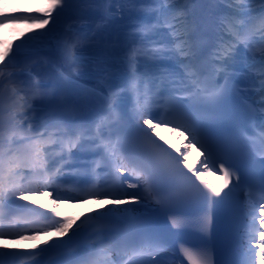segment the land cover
<instances>
[{"label": "snow or ice", "instance_id": "6c2138e0", "mask_svg": "<svg viewBox=\"0 0 264 264\" xmlns=\"http://www.w3.org/2000/svg\"><path fill=\"white\" fill-rule=\"evenodd\" d=\"M104 4L108 7H101ZM117 4L119 13L112 7ZM221 5L229 11H221ZM145 14H152L154 22H140ZM64 18L73 23L61 32L59 26ZM130 21L134 22L131 31H126ZM257 21L261 36L254 42ZM19 22L15 16H2L0 28ZM36 23L41 29L49 24L51 27L29 36L11 53L6 50L0 54V104L6 96L13 98V119L21 129L23 121L28 120V139L33 143L35 156L34 163L21 160L13 153L12 138H8L6 147L0 131V249L9 240L36 241L47 230L67 239L41 252L72 249V259L66 264H95L85 257L106 242L127 255L131 264H159L156 259L146 258L158 248L171 251L175 264L176 254L170 248L174 234L158 218L140 211L149 208V198L154 197L155 211L163 216L170 215L175 207L203 214L199 224L207 237L200 244L204 251L196 255L189 248L181 249L189 264H211L207 249L211 246L214 217L221 211L229 217L234 255L217 264H264V232H259L257 239L255 206L248 213L252 222L245 221L237 195L244 185L233 171L234 162L242 160L246 165L259 164L264 173V119L256 124L257 111L264 115V47L256 49V43L264 41V0H49L43 18ZM86 48L90 55H85ZM46 53L44 64L49 69L70 63L85 72L78 76L61 72L63 83H51L29 64L34 57ZM140 56L146 58L142 74L137 69ZM163 59L175 61L176 67L166 70L170 88L161 103L165 92L160 91L147 71V61ZM238 62L245 64L246 71L240 75L252 81L250 88L233 84ZM125 64L131 73L130 90L135 94L136 107L131 117L123 113L120 101V93L127 89L112 91L110 78L98 77L102 87L97 89H83L80 85L84 74L110 73ZM142 78L141 90L136 85ZM58 87L82 94L85 103L98 109L102 123L95 124L94 134L88 122L65 115V105L57 102ZM249 91L261 94L258 106L247 102ZM36 94L48 100L51 121L59 135L48 132V121H36L38 106L32 103ZM233 95L240 97L246 108L230 103ZM156 105L163 111H153ZM132 119L136 120L134 125ZM161 126H171L181 136L186 135L188 147L182 152L177 149L179 156H173L153 139V133ZM249 126L257 132L250 134ZM209 127L216 129L214 134H209ZM46 140H52L59 148L57 156L49 157L48 153L56 148L48 147ZM194 146L204 157L202 167L194 168L187 162L188 151ZM73 148L77 149L75 153ZM82 153H91L92 157L84 158ZM129 166L138 175L135 182L125 187L127 178L122 169ZM213 172L225 178V188L234 177L238 182L221 196L205 179ZM259 187L264 191V174ZM44 192L53 197V212L62 219L36 213L24 203L32 195ZM90 201L109 202L113 207L106 204L107 211L86 213L74 230L79 217L63 216L57 210L60 204ZM129 204L137 207H126ZM113 219L123 221L126 228L120 231L102 227ZM259 219L264 226V205ZM31 224L40 227L32 229ZM171 224L179 227L176 219ZM7 227L18 230L6 231ZM90 228L97 229L93 234L95 242L84 244L82 241L90 238L86 237ZM242 229L253 231L242 236ZM26 231L36 234L25 235ZM13 255L0 251V264H6Z\"/></svg>", "mask_w": 264, "mask_h": 264}, {"label": "bare ground", "instance_id": "6f19581e", "mask_svg": "<svg viewBox=\"0 0 264 264\" xmlns=\"http://www.w3.org/2000/svg\"><path fill=\"white\" fill-rule=\"evenodd\" d=\"M2 1H8V0H0V9L3 10L1 12L2 16H15V17H24V18H30L32 16H35L38 14L39 5L43 2V0H9V3H4L5 6H3ZM191 7V6H189ZM199 8V6H197ZM115 11L119 13V5L117 4L116 7H114ZM23 13V15H21ZM1 16V15H0ZM121 17L119 14L117 15V19H120ZM140 22L143 23H153L154 22V16L152 14H145L140 17ZM134 22L130 21L128 22V28L126 31H131L132 25ZM70 25V24H69ZM258 29H255V31H258ZM254 31V32H255ZM261 35V34H260ZM256 36H259L256 35ZM121 40L123 39V36L119 37ZM158 38V37H157ZM117 36H113V40H116ZM256 49H258L256 47ZM243 52V49H241ZM138 63H137V69L138 73H143L145 71L143 67V62L146 60L145 57H137ZM149 68L147 71L150 73L152 78L155 80V83L160 86V91L166 92L170 88L169 79L167 76V71L169 69H175V61L163 59V60H148L147 61ZM238 69H235L237 75L234 76L239 82L242 87H251L252 81L244 79L240 73H243L246 71V67L244 63L238 62L237 64ZM65 73V72H64ZM66 74V73H65ZM106 74H112V84L113 88L112 91H117L120 88L127 89V91H124L120 93V101L122 105V111L126 116L131 117L133 109L136 107L135 104V94L130 90V78L131 73L128 69L127 65H119L116 68L112 69L110 73ZM104 78H106L104 76ZM81 86L84 89H97L102 87L99 81H82L80 82ZM137 88L143 89L144 88V80L143 78L139 81H137ZM58 89L63 92L62 96L60 98L63 99L62 103L63 105L67 106L71 110V114L66 115L68 118H79L83 119L84 121L88 122L92 126V132L95 133V124L97 122L102 123V117L98 111V109L95 106L89 105L84 102V99L81 95L70 93L69 91H65L62 88ZM105 94H107L108 90L104 89ZM249 98H252V91H249L246 94ZM47 106V105H45ZM162 107L159 105L154 106L153 111H160ZM263 118L258 119V123H261V120ZM155 122V121H154ZM131 123L134 125L136 123L135 119L131 120ZM103 131V128L101 129ZM153 139L156 140L158 144L163 145L165 148L168 149L169 152L172 153L173 156H179V152H177V149H179L181 152L185 150V148L188 147V140L185 136H181L179 131H173L171 126H161L155 130V133H153ZM164 141H167V144L164 143ZM84 158L90 159L92 157L91 153H82L81 154ZM204 159L203 156H201V152L197 149L196 146L191 147L188 151V164L193 166L194 168L202 167L201 161ZM205 179L209 181L212 186L215 189H219L220 185V177L218 172H213L211 175H205ZM126 187V186H125ZM129 192H136L135 190H130ZM24 203L30 204V208L33 209L36 213L45 214L48 216H53L54 219H58L60 217H56L55 213L53 212V204L51 201L48 200L46 196H41L40 200L37 204H34V207L31 205L33 204V201L28 199ZM149 208L144 209L141 208V212L145 211H151L153 206L155 205V201L153 200V197L149 198ZM107 204L108 207H113L109 202H88L86 204H60L59 208L57 209L59 212L63 214V216H68L69 214H73V216H79V220L83 222L84 215L86 213H92L93 210L96 211H107V207L105 206ZM261 205H264V199L259 201V203H250V209L249 213L253 211V207L255 206V230H256V236L258 239L259 232H264V226H261L260 222V212H261ZM126 207L132 208L137 207L134 204L126 205ZM249 222H252V217L250 216ZM123 221L119 219H113L108 224L103 225L102 227L106 229H113V230H124L123 229ZM252 230L253 229H247ZM97 231L96 228H90L88 229V232L86 233V238L82 241L84 244H92L95 242V238L93 234ZM250 232V231H249ZM246 235V233H242L241 235ZM243 235V236H244ZM65 237L58 236V242L65 240ZM256 241H253V244H255ZM248 247L247 239H245L244 242V249L246 250ZM18 248H23L21 246L14 245L13 243H6L4 246L5 252L13 253L14 250H17ZM98 250L97 252L93 253L89 257H85V259H91L95 262V264H117L119 257L122 255L120 251H117L113 246L108 244L107 242L105 245L97 246ZM72 249H63L61 251H69ZM234 255V252H230L229 259L232 258ZM72 259V254H66L63 256L61 260H55L54 262L50 264H66L67 261H70ZM164 260V259H161ZM160 260V261H161ZM165 261V260H164ZM181 262V261H180ZM180 262L178 264H180ZM43 264H47V261H45ZM177 264V263H175Z\"/></svg>", "mask_w": 264, "mask_h": 264}, {"label": "rangeland", "instance_id": "374dc122", "mask_svg": "<svg viewBox=\"0 0 264 264\" xmlns=\"http://www.w3.org/2000/svg\"><path fill=\"white\" fill-rule=\"evenodd\" d=\"M12 1V0H11ZM9 3L8 1H2V3ZM3 3V6L5 4ZM49 6V0H43V2L39 5L38 14L32 16L30 18L24 17H17L21 22L16 24H6L3 28H0V54L4 53L6 50L11 53L12 49L17 45L23 43L29 36L35 35L39 32L46 31L47 28L51 27V24L46 25L44 29L39 27V24L36 23L39 19L43 18V11L46 10ZM114 5L112 7H116ZM224 12L229 11V9L221 5ZM101 7H108L107 4L102 5ZM1 10V9H0ZM55 9L53 10V15H55ZM0 18H2V14L0 12ZM73 21L69 18H64L59 26V31L64 32L68 29L69 24H72ZM260 28L259 21L256 22L255 29ZM166 32L167 29H164ZM259 36H256L258 35ZM260 31H255L253 34L254 41L259 40L260 38ZM256 47H264V41L257 43ZM90 49H85V55H90ZM48 59L47 53L45 55L34 57L29 61V64L36 67V71L41 72L44 76L51 82L57 85L63 83L60 73L62 72L65 76H78L80 73L85 72V69L74 67L70 63L64 64L62 67H59L55 70L49 69L45 64L44 61ZM66 74H65V73ZM106 77L113 79L112 74H84L80 76V82L82 81H99L98 77ZM81 85V84H80ZM81 88H83L81 86ZM84 89V88H83ZM57 95V102L62 103L63 99L60 98L63 92L59 89ZM70 92V91H69ZM73 93V92H70ZM21 95L23 92L20 93ZM81 95L80 93H75ZM253 96L257 98V102L260 101L261 94L253 91ZM32 103L38 106L37 111L35 112V119L38 123L43 124L44 122L48 121V132L52 133L54 136L59 135V133L55 130V123L51 121L50 116V108L49 102L45 97H42L39 94L35 95V98L32 100ZM47 105V106H45ZM65 115L71 114V110L69 107L65 106L64 108ZM261 118L264 119V115L261 114ZM28 120L23 121V129L20 128V125L17 123L16 120L13 119V98L6 96L0 104V131L4 134V143L7 147L8 138L11 137L13 140V153L18 156L23 161H29L34 163L35 156L33 154V143L28 139L31 136V133L28 132ZM45 144L50 148H56V145L53 143L52 140H46ZM72 151L75 153L77 151L76 148H73ZM59 153V148H56V151H51L48 153L49 157L57 156ZM122 172L124 170L122 169ZM137 179H131L129 183L135 182ZM127 185V183L125 182ZM132 190V189H128ZM138 191V189H133ZM41 196H46L49 201L52 202L53 197H50L47 192H44L43 195L34 194L29 199L32 200L34 203L31 205L32 207L34 204H37L40 200ZM72 217H79V216H72ZM62 219V218H59ZM58 219V220H59ZM81 223V222H80ZM79 224V219H76V222L73 224V230L77 228ZM81 225V224H80ZM30 228L35 229L40 227L39 224H31L29 225ZM6 231H17L15 227H7ZM71 231V230H70ZM46 234H42L39 236V239L36 241H16V240H9L7 243H13L14 245L21 246L23 248H18L14 250V254L10 257L6 264H43L47 261V264L54 262L55 260H61L64 255L72 254V250L69 251H61V250H50L46 252H41L42 249H52V246L58 242V236L55 231H47L45 230ZM34 231H26L25 235H35ZM67 239V237H66ZM65 239V240H66ZM37 244L40 245L37 248ZM4 249H0L3 251ZM164 264V263H160ZM168 264V263H165Z\"/></svg>", "mask_w": 264, "mask_h": 264}]
</instances>
